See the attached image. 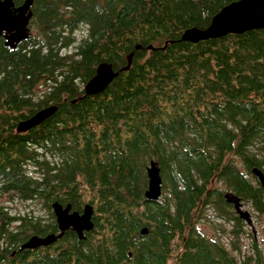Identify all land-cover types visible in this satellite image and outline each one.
I'll return each mask as SVG.
<instances>
[{"label":"trees","instance_id":"obj_1","mask_svg":"<svg viewBox=\"0 0 264 264\" xmlns=\"http://www.w3.org/2000/svg\"><path fill=\"white\" fill-rule=\"evenodd\" d=\"M231 1L34 0L37 33L15 47L0 36V196L38 198L47 213L55 200L89 202L95 221L84 238L69 228L22 249L59 231L55 215L39 221L0 201V264H264V190L252 172L264 170V27L181 39ZM131 51L128 69L86 93L101 61L120 69ZM50 104L45 121L17 129ZM151 160L163 175L157 199L145 195Z\"/></svg>","mask_w":264,"mask_h":264},{"label":"water","instance_id":"obj_2","mask_svg":"<svg viewBox=\"0 0 264 264\" xmlns=\"http://www.w3.org/2000/svg\"><path fill=\"white\" fill-rule=\"evenodd\" d=\"M34 0H23L15 6L14 0H0V33H4L6 44L17 46L31 36L30 20L33 16L32 5ZM264 27V0H233L225 4L217 13H215L210 23L204 27L193 26L187 28L181 39L197 42L210 37H219L227 33H242L249 29ZM141 45H137L140 48ZM149 47H155L150 44ZM134 51L128 56V63L120 69H115L114 65L108 61H101L96 73L85 83V91L88 94H94L104 91L107 86L119 74L120 70L128 69L132 63ZM58 108L57 104H50L38 109L29 117L22 119L18 130H27L34 127L46 118L51 116ZM149 176L148 187L145 195L148 199H157L163 191V175L161 167L156 160H151L147 167ZM252 172L258 177L264 190V170L259 166H254ZM225 198L233 203L236 212L240 217L252 227L257 236V227L250 209L245 207L242 197L233 190H226ZM53 211L56 214V221L59 227L58 232H48L45 235L33 234L27 240L21 243V248H36L47 246L56 242L63 236L69 228L74 229L80 238L86 237V231L95 227L93 219L94 206L86 203L83 210L72 208L71 203L64 204L59 200L52 202ZM149 231L148 226L141 228V233Z\"/></svg>","mask_w":264,"mask_h":264},{"label":"rangeland","instance_id":"obj_3","mask_svg":"<svg viewBox=\"0 0 264 264\" xmlns=\"http://www.w3.org/2000/svg\"><path fill=\"white\" fill-rule=\"evenodd\" d=\"M34 32L37 33V28H34ZM86 32H87L86 28H83L82 30H77L75 33H76L78 40H80L85 35ZM78 42L79 41H77L76 44H78ZM76 44L72 45L70 49H73ZM0 201H4L5 204L10 205L11 208L9 209V211H12L14 213L37 214L38 212H40V203L38 200H35V199L34 200H29V199L21 200L19 197H15L14 199L13 198L11 199L9 194H3L2 196H0ZM246 207H249L253 211V209L248 204H246ZM42 209L44 208L42 207ZM253 214H254V211H253ZM254 220L256 221L255 223L257 227L259 228L258 232H261V229H262L261 223L256 220V217H254ZM202 223H203L202 224L203 226H206V227L208 226L207 223L205 222H202ZM262 235L263 233L261 232L259 236L261 237ZM249 241H250L249 237H244L242 240V242L245 245H247Z\"/></svg>","mask_w":264,"mask_h":264},{"label":"flooded vegetation","instance_id":"obj_4","mask_svg":"<svg viewBox=\"0 0 264 264\" xmlns=\"http://www.w3.org/2000/svg\"><path fill=\"white\" fill-rule=\"evenodd\" d=\"M15 1V6H18V5H20L21 3L20 2H16V0H14ZM34 5V4H33ZM33 5H32V9H33ZM33 13H34V10H33ZM33 17V16H32ZM32 18H31V20H30V23H29V26H30V30H31V35L33 34V31H34V29H33V27H32ZM4 33H5V31H4ZM4 33H0V36L2 37V38H4V40L6 41V37L4 36ZM20 43V42H19ZM18 43V44H19ZM35 200H38L39 201V203H40V212H38L37 214H32V213H26V214H28V215H35L36 216V218H37V220H39V221H41L43 218L47 221L48 220V215H56L55 213H54V211H53V207H52V212H50V213H47L46 211H45V209H42V204H41V200H39L38 198H34ZM34 199H29V200H34ZM45 215V216H44ZM55 218H56V216H55ZM48 233V232H47ZM46 233H44V234H40V235H45ZM47 246H50V245H47ZM47 246H44V245H42V246H39V247H43V248H45V247H47ZM15 250V249H14Z\"/></svg>","mask_w":264,"mask_h":264}]
</instances>
